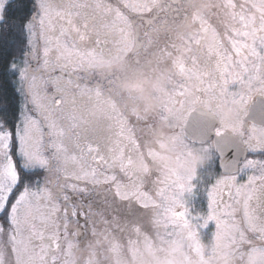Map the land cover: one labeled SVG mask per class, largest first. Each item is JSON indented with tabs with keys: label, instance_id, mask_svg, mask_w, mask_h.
I'll list each match as a JSON object with an SVG mask.
<instances>
[{
	"label": "snow or ice",
	"instance_id": "1",
	"mask_svg": "<svg viewBox=\"0 0 264 264\" xmlns=\"http://www.w3.org/2000/svg\"><path fill=\"white\" fill-rule=\"evenodd\" d=\"M186 14L182 0H0V264H60L61 242L83 236L96 214L127 218L158 204L197 236L264 239V127L245 124L264 96V26L236 23L227 43L202 48L172 39ZM155 49L173 58L158 118L180 125L178 149L190 145L181 122L206 102L239 112L249 156L231 174L141 177L130 164L142 143L121 114L112 108L95 127L83 119L98 105L90 73L101 59ZM215 134L225 137L221 125Z\"/></svg>",
	"mask_w": 264,
	"mask_h": 264
},
{
	"label": "flooded vegetation",
	"instance_id": "2",
	"mask_svg": "<svg viewBox=\"0 0 264 264\" xmlns=\"http://www.w3.org/2000/svg\"><path fill=\"white\" fill-rule=\"evenodd\" d=\"M182 3L187 9V14L171 25L172 39L178 44H188L191 41L189 46L199 45L206 48L220 44L221 41L227 43V33L236 23L246 25L247 28H251L253 24L264 26V0H248V2H243V0H182ZM250 19L252 25L249 24ZM201 21L205 24L210 22L211 27L207 31H202L198 26ZM172 60L173 58L167 53L155 49L140 56L138 60L103 58L91 69L90 75L93 80L101 83L102 91L98 97V105L94 101L85 111L83 119L88 122L89 127L101 126L105 122L106 112L115 108L121 114L124 123L129 126V131L134 132L142 143V152L135 156L130 164V169L141 177L153 174L167 177L169 174H177L167 165L166 146H160L158 141L161 139L162 132L167 133V139L164 142L171 139L180 126L158 118L174 84L175 71ZM108 62L117 65L118 68L112 71L105 70ZM125 78H139L149 84L166 78L168 83L163 103L158 108H148L135 93L125 92L118 86L119 82ZM84 91L87 93V90ZM156 96L157 94L153 93V97ZM257 99L262 102L259 116L262 117L264 114V96L253 97L247 107L248 115L245 118V124L264 127V125L257 124L254 118L249 117L250 107ZM181 123L186 126V122ZM77 125L83 127L80 120L66 122L69 129ZM219 127L218 123L213 131L214 137H217L215 133ZM186 142L190 143L189 148L194 149L204 145H213V138L204 144H196L187 140ZM211 156L207 165H210L211 173L218 177L217 171L219 173L220 171L215 148L211 149ZM248 156L245 149V159ZM201 171L202 168L195 171L197 176L195 180H199ZM221 175L229 174L220 173ZM94 206L99 207L98 204ZM158 206L159 204L142 211L137 210L127 218H119L110 213L105 215L101 211L91 219L90 226L83 236H66L61 242V251L58 256L60 264H184V261L188 260L189 264H208L199 258L185 259L183 254L173 257L172 250H182L184 253L183 246L175 247L170 243L152 241V234L147 225L151 223L153 215L159 212ZM194 244L198 246L197 242Z\"/></svg>",
	"mask_w": 264,
	"mask_h": 264
},
{
	"label": "rangeland",
	"instance_id": "3",
	"mask_svg": "<svg viewBox=\"0 0 264 264\" xmlns=\"http://www.w3.org/2000/svg\"><path fill=\"white\" fill-rule=\"evenodd\" d=\"M243 2H248V0H243ZM237 17L240 18L239 15ZM249 24H251V19ZM158 141L160 146L164 145L168 150L167 165L173 168L176 173L186 177L189 182L195 180V177H197L195 174L196 170L191 169L188 159L192 149L180 150L172 143L171 139H168V142H164L162 139ZM206 166L202 167L201 174L205 173ZM158 207L159 212L153 215L152 221L151 223L149 222L147 227L152 234L153 242L170 243L175 247L183 246L184 253H182V250H172L173 257L183 254L185 259L199 258L208 264H219L221 253H225L230 256L232 264H247L249 256L254 249H264V239H249L243 235L228 237L224 234L216 233H210L206 237L197 236L187 230L186 227L180 226L178 221L173 219L171 213L165 211L163 204H159ZM196 242L198 246L194 244ZM246 246H248L247 250H245ZM189 263V260L184 261V264Z\"/></svg>",
	"mask_w": 264,
	"mask_h": 264
},
{
	"label": "clouds",
	"instance_id": "4",
	"mask_svg": "<svg viewBox=\"0 0 264 264\" xmlns=\"http://www.w3.org/2000/svg\"><path fill=\"white\" fill-rule=\"evenodd\" d=\"M118 68L117 65L111 62L106 63L105 70L112 71ZM167 79L161 78L151 84L142 79L125 78L119 82V87L130 93H135L150 109H155L163 103L166 97ZM153 93L157 96L153 97ZM203 112L215 118L219 125L224 129L225 137H236L239 134L241 123L240 114L237 109L231 104H224L217 109L213 103L206 102L201 106ZM161 139H167V133H161ZM171 151V149H169ZM211 145L194 148L189 156V165L192 170H197L206 166L211 160ZM219 264H232L230 256L221 253ZM247 264H264V249H254L249 256Z\"/></svg>",
	"mask_w": 264,
	"mask_h": 264
},
{
	"label": "water",
	"instance_id": "5",
	"mask_svg": "<svg viewBox=\"0 0 264 264\" xmlns=\"http://www.w3.org/2000/svg\"><path fill=\"white\" fill-rule=\"evenodd\" d=\"M261 105V100L257 99L250 107L249 117L254 118L257 124L264 125V114L259 116ZM217 126L215 118L207 116L202 108L196 109L186 122L184 136L187 141L196 144H204L213 138V145L219 157V169L223 174H230L244 161L245 149L237 137H214L213 131Z\"/></svg>",
	"mask_w": 264,
	"mask_h": 264
},
{
	"label": "trees",
	"instance_id": "6",
	"mask_svg": "<svg viewBox=\"0 0 264 264\" xmlns=\"http://www.w3.org/2000/svg\"><path fill=\"white\" fill-rule=\"evenodd\" d=\"M205 173L204 174H208V173H211V168H210V165H207L206 167H205ZM217 174L219 175V172L217 171Z\"/></svg>",
	"mask_w": 264,
	"mask_h": 264
}]
</instances>
